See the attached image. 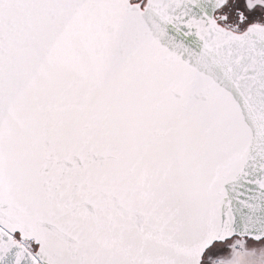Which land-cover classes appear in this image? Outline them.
Segmentation results:
<instances>
[{
	"label": "snow or ice",
	"instance_id": "6c2138e0",
	"mask_svg": "<svg viewBox=\"0 0 264 264\" xmlns=\"http://www.w3.org/2000/svg\"><path fill=\"white\" fill-rule=\"evenodd\" d=\"M0 264H264V0H0Z\"/></svg>",
	"mask_w": 264,
	"mask_h": 264
}]
</instances>
